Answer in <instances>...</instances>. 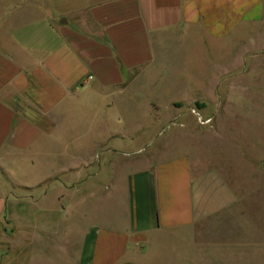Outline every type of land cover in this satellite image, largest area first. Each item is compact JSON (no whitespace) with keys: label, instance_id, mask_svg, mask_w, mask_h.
I'll use <instances>...</instances> for the list:
<instances>
[{"label":"crops","instance_id":"crops-1","mask_svg":"<svg viewBox=\"0 0 264 264\" xmlns=\"http://www.w3.org/2000/svg\"><path fill=\"white\" fill-rule=\"evenodd\" d=\"M263 60L264 0H0V264H140L241 199L205 156L264 163L225 122Z\"/></svg>","mask_w":264,"mask_h":264},{"label":"rangeland","instance_id":"rangeland-1","mask_svg":"<svg viewBox=\"0 0 264 264\" xmlns=\"http://www.w3.org/2000/svg\"><path fill=\"white\" fill-rule=\"evenodd\" d=\"M188 69L175 70L186 75ZM249 84L251 92L248 85L250 93H240L235 100L238 102L235 115H228L225 122L239 135L260 142V155L264 156V60L250 71ZM192 119L197 124L194 117ZM228 143L227 139H222L205 159H211L233 191L245 194L195 227L161 234L149 243L145 255L137 259L140 264H264V163L260 164L256 160L260 157L254 155L251 179L250 164L244 166L234 157L229 158ZM50 168L51 165L46 164L24 165L21 170L24 184L38 181L50 172ZM15 184L0 174L1 202L17 195L6 193V189L18 190ZM39 203L56 204L54 190L50 189ZM36 212L37 209L34 214ZM44 214L47 217L55 215L52 212Z\"/></svg>","mask_w":264,"mask_h":264},{"label":"built area","instance_id":"built-area-1","mask_svg":"<svg viewBox=\"0 0 264 264\" xmlns=\"http://www.w3.org/2000/svg\"><path fill=\"white\" fill-rule=\"evenodd\" d=\"M189 113L194 117L195 121L199 125H207L211 122L210 117H203L196 108L190 107L188 108Z\"/></svg>","mask_w":264,"mask_h":264}]
</instances>
